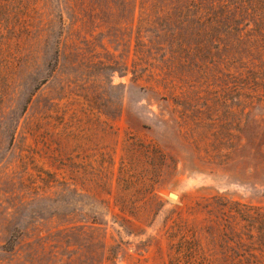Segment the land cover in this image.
Returning <instances> with one entry per match:
<instances>
[{"label":"rangeland","instance_id":"1","mask_svg":"<svg viewBox=\"0 0 264 264\" xmlns=\"http://www.w3.org/2000/svg\"><path fill=\"white\" fill-rule=\"evenodd\" d=\"M178 228L264 264V0H0V264H169Z\"/></svg>","mask_w":264,"mask_h":264},{"label":"trees","instance_id":"2","mask_svg":"<svg viewBox=\"0 0 264 264\" xmlns=\"http://www.w3.org/2000/svg\"><path fill=\"white\" fill-rule=\"evenodd\" d=\"M152 150L159 153L156 146H151ZM150 149V146H147ZM172 252L170 254L169 264H216L214 254L210 247H205L198 239L197 233L191 229L181 231L179 228L171 232ZM229 252L222 247L224 264H251L243 254L236 249H230ZM264 250V247H263ZM264 252V251H263Z\"/></svg>","mask_w":264,"mask_h":264},{"label":"water","instance_id":"3","mask_svg":"<svg viewBox=\"0 0 264 264\" xmlns=\"http://www.w3.org/2000/svg\"><path fill=\"white\" fill-rule=\"evenodd\" d=\"M169 198H172V199H177L178 196L174 193H169Z\"/></svg>","mask_w":264,"mask_h":264}]
</instances>
